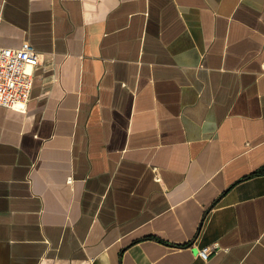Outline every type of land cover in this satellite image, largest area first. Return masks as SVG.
Masks as SVG:
<instances>
[{"label": "crops", "instance_id": "1", "mask_svg": "<svg viewBox=\"0 0 264 264\" xmlns=\"http://www.w3.org/2000/svg\"><path fill=\"white\" fill-rule=\"evenodd\" d=\"M26 45L0 264H264V0H0Z\"/></svg>", "mask_w": 264, "mask_h": 264}, {"label": "built area", "instance_id": "2", "mask_svg": "<svg viewBox=\"0 0 264 264\" xmlns=\"http://www.w3.org/2000/svg\"><path fill=\"white\" fill-rule=\"evenodd\" d=\"M40 57L30 45L0 48V106L27 113ZM214 252V248H205L199 255L207 260Z\"/></svg>", "mask_w": 264, "mask_h": 264}, {"label": "trees", "instance_id": "3", "mask_svg": "<svg viewBox=\"0 0 264 264\" xmlns=\"http://www.w3.org/2000/svg\"><path fill=\"white\" fill-rule=\"evenodd\" d=\"M257 175H264V168L258 170L257 172H255V173L253 174V176H257Z\"/></svg>", "mask_w": 264, "mask_h": 264}]
</instances>
